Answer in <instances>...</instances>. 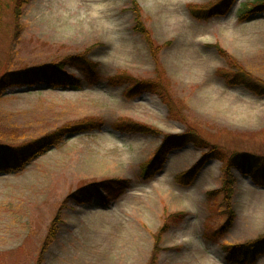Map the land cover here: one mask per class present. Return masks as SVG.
<instances>
[{
	"label": "rangeland",
	"instance_id": "rangeland-1",
	"mask_svg": "<svg viewBox=\"0 0 264 264\" xmlns=\"http://www.w3.org/2000/svg\"><path fill=\"white\" fill-rule=\"evenodd\" d=\"M218 1L31 0L17 30L14 0H3L0 79L73 56L92 65L68 67L80 89L5 88L0 146L13 149L67 126L97 125L67 133L21 171L0 174V264H150L154 236L168 216L174 220L157 264H231L224 246L264 239V185L231 167L230 226L221 192L231 158L264 157V97L227 85L224 73L233 68L216 48L264 82V15L239 20L252 0H237L209 22L188 10ZM137 13L153 48L135 32ZM142 81L164 90L130 95ZM122 121L156 133L119 131ZM186 135L193 138L169 146L161 169L142 175L165 141L172 145ZM195 168V178L177 180ZM105 182L111 184L103 188ZM90 185L98 191L63 209L65 224L41 258L60 206ZM255 264H264V255Z\"/></svg>",
	"mask_w": 264,
	"mask_h": 264
},
{
	"label": "trees",
	"instance_id": "trees-1",
	"mask_svg": "<svg viewBox=\"0 0 264 264\" xmlns=\"http://www.w3.org/2000/svg\"><path fill=\"white\" fill-rule=\"evenodd\" d=\"M237 0H219L218 3L212 5L211 7L202 6L200 8H195L192 5L188 6L191 16L198 22H209L212 19L220 18L227 15L230 9L235 5ZM31 0H14V19L16 21V28L18 30V24L21 22L24 12ZM3 0H0V27L2 25V12H3ZM243 10L239 14V20L244 23L253 15H264V0H252L250 3L243 5ZM138 14V13H137ZM135 32L141 34L145 38V42L151 48H153V39L149 31L142 24L140 19V14L136 18ZM21 28V26H20ZM218 52L227 59V63L231 64L233 71L225 72L226 83L230 87L241 86L245 89L251 91L254 95L259 97H264V82L255 79L251 74H249L240 63L232 59V57L223 51L219 46L216 47ZM63 62L53 64L52 66H44L41 68H34L29 71L20 72V74H9L0 79V98L3 94L5 88L9 87L11 84H17L21 86L31 87H42L45 86L49 89L70 87L72 89H80L82 81L76 79L69 75L68 67L78 66L80 68L90 67L92 64L86 60L83 56H73L62 60ZM164 89L159 82L156 81H142L135 85L130 91V95L136 96L140 93H156L160 94ZM131 97V96H129ZM171 106V105H170ZM171 110V107H170ZM93 125H97L94 122H88L87 125H76L67 126L66 129L57 130L55 133L45 136L43 139L36 140L32 143L23 144V146L15 147L13 149L7 148L5 146H0V174L10 173L14 170L21 171L24 165L27 163L35 161L36 158L44 156L49 151L53 150L57 144L63 142L67 133L77 134L83 132V130L90 129ZM117 130H125L129 133H145L152 134L156 133L154 130H150L145 125H139L132 121H122L117 126ZM192 135H186L185 137H180L175 139V143L169 145L168 142H164L163 145L156 151V155L153 160L146 164L143 168L142 175L149 178L164 165L166 160L167 152L169 146L181 147L185 145V141L191 140ZM179 141H183L179 142ZM189 142V141H188ZM182 144V145H181ZM174 149V148H172ZM231 167H236L245 176H248L251 181H253L257 186L262 187L264 185V157L241 154L239 157H234L229 160V164L223 170L224 173V186L221 192L225 193L224 203L227 205L226 212L228 217V225H232L234 221L233 210L230 204V196L232 187L235 185V180L230 172ZM195 170L186 172V174L181 175L177 178L178 181L187 180V177L193 176L195 178ZM111 183L121 184L120 181H111ZM110 182H105L102 184L103 188L108 187ZM98 191L96 185H90V187L81 188L78 192L69 196L68 199L60 206L58 213L55 215L51 224L48 228L47 236L43 242V247L40 253L41 258L44 257L45 253L50 250V248L57 241L62 225L65 224L63 209L68 207L69 202L76 201L82 204L84 201H90L93 194ZM213 195V193H209ZM99 195V194H97ZM233 218V219H232ZM174 220V217H167L164 220L163 226L154 236L155 244L153 247V252L151 256L150 264H157L158 257L162 250H160V245L163 241V237L168 232V226L170 222ZM227 252V260L231 264H255L259 256L264 255V239L254 240V242L244 243L243 245L234 246H224ZM44 260V258H43ZM43 262V261H42ZM41 263V262H40Z\"/></svg>",
	"mask_w": 264,
	"mask_h": 264
}]
</instances>
